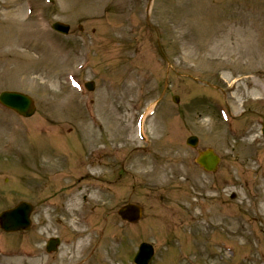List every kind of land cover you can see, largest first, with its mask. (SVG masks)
<instances>
[{"label":"rangeland","instance_id":"rangeland-1","mask_svg":"<svg viewBox=\"0 0 264 264\" xmlns=\"http://www.w3.org/2000/svg\"><path fill=\"white\" fill-rule=\"evenodd\" d=\"M3 91L36 112L0 107V212L34 206L0 264H133L143 242L149 264H264V1L0 0Z\"/></svg>","mask_w":264,"mask_h":264},{"label":"water","instance_id":"water-1","mask_svg":"<svg viewBox=\"0 0 264 264\" xmlns=\"http://www.w3.org/2000/svg\"><path fill=\"white\" fill-rule=\"evenodd\" d=\"M53 29L66 34L68 26L61 24H54ZM86 88L93 90V84L89 83ZM177 102V99L174 98ZM0 102L8 109L13 110L18 115L28 118L34 113L33 103L27 96L16 93H2L0 94ZM186 145L195 148L197 146V138L189 137L186 141ZM197 165L203 168L207 172H215L219 163L218 157L211 150H206L199 154L196 159ZM31 208L28 204L20 203L13 210L4 212L0 215V228L5 232H15L19 230L27 229L29 226L28 216ZM118 215L122 220L129 223H136L141 217V209L134 205H126L118 211ZM57 245V241L49 244L50 248L54 249ZM153 255V249L147 244H142L139 248V252L135 258L136 264H148Z\"/></svg>","mask_w":264,"mask_h":264},{"label":"bare ground","instance_id":"bare-ground-1","mask_svg":"<svg viewBox=\"0 0 264 264\" xmlns=\"http://www.w3.org/2000/svg\"><path fill=\"white\" fill-rule=\"evenodd\" d=\"M32 26V25H31ZM142 130V129H141ZM142 166V163L139 165V167Z\"/></svg>","mask_w":264,"mask_h":264},{"label":"flooded vegetation","instance_id":"flooded-vegetation-1","mask_svg":"<svg viewBox=\"0 0 264 264\" xmlns=\"http://www.w3.org/2000/svg\"><path fill=\"white\" fill-rule=\"evenodd\" d=\"M124 161V159L123 160H121V162H123ZM121 167H122V164H121Z\"/></svg>","mask_w":264,"mask_h":264}]
</instances>
